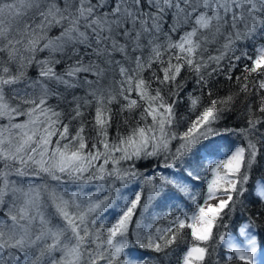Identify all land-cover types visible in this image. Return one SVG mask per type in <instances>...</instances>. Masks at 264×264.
I'll return each mask as SVG.
<instances>
[{
    "label": "snow or ice",
    "instance_id": "1",
    "mask_svg": "<svg viewBox=\"0 0 264 264\" xmlns=\"http://www.w3.org/2000/svg\"><path fill=\"white\" fill-rule=\"evenodd\" d=\"M0 264H264V0H0Z\"/></svg>",
    "mask_w": 264,
    "mask_h": 264
},
{
    "label": "trees",
    "instance_id": "2",
    "mask_svg": "<svg viewBox=\"0 0 264 264\" xmlns=\"http://www.w3.org/2000/svg\"><path fill=\"white\" fill-rule=\"evenodd\" d=\"M222 86L227 87V83L222 81Z\"/></svg>",
    "mask_w": 264,
    "mask_h": 264
}]
</instances>
